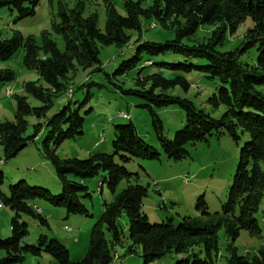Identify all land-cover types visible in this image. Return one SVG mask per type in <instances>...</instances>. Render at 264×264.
<instances>
[{
    "label": "trees",
    "instance_id": "trees-1",
    "mask_svg": "<svg viewBox=\"0 0 264 264\" xmlns=\"http://www.w3.org/2000/svg\"><path fill=\"white\" fill-rule=\"evenodd\" d=\"M84 1L76 0L70 9L58 7L52 29L61 37L64 52L48 37H44L40 46L32 37L23 39L18 33L10 39L0 38V62L7 61L22 48L23 65L33 70L37 81L43 83V86L37 85V81L24 85V92L39 101L40 107H31L26 98H17L13 122L0 124V145L5 159L16 156L42 131V126L37 124L32 135L24 136L26 118H44L54 99L71 91L69 75L76 71V65L102 71L101 49L108 47L121 53L133 51L112 77L130 82L129 88L119 89L142 100L140 108L151 118L158 147L168 160H183L188 155L187 145L207 141L214 135H227L237 144L243 136L247 140L240 148L220 215L209 214L200 197L195 204L200 218L185 217L177 225L171 221L151 223L141 211L147 188L138 183L139 175L127 171L125 166L134 160H158V150L139 137L135 126L129 123L115 128L112 153L97 152L83 160L57 157L54 147L83 135L84 120L79 107L73 108L68 103L44 125L49 133L43 155L55 171L60 194L53 196L47 189L27 187L21 182L13 187L11 195L3 199L13 216L10 237L0 239V264H21L26 256L39 257L42 253L51 256L57 264H113L119 258L115 248L122 247L124 240L130 243L125 256L135 254L139 248L143 264L169 253L181 256L178 264H214L220 229L231 241L237 239L241 230L250 236L260 232L253 215L264 201V173L260 165L264 164V0H124L123 15L117 11L114 0H90L104 6L106 19L102 31L97 25V15L83 16ZM38 5L39 0H0V10L7 8L15 13L16 21L34 17ZM247 20L250 23L245 25ZM153 24L159 34L151 40L144 39V33ZM241 26L243 36L233 49L219 51ZM209 28L208 36L193 39L198 32ZM193 72L216 83L207 103L213 110L223 109L218 119L196 108L189 99L169 93L177 87L187 92L190 84L185 75ZM12 78L10 70H0V85L11 82ZM169 106L179 107L185 117L183 127L172 139L163 135L157 115L158 110ZM49 141L53 143L52 148ZM116 158L120 164L115 162ZM100 172L104 173L103 182L112 192L121 181L127 185L112 202L103 205V212L91 229L86 254L80 261L70 262L68 250L46 236H40L36 245L24 244L28 230L27 224L20 221L23 215L40 225L47 224L32 209L36 199L64 207L67 214L89 217L81 201L91 198L84 182ZM122 214L129 226L126 238L118 224ZM227 264H264V249L251 257L232 253Z\"/></svg>",
    "mask_w": 264,
    "mask_h": 264
},
{
    "label": "rangeland",
    "instance_id": "rangeland-1",
    "mask_svg": "<svg viewBox=\"0 0 264 264\" xmlns=\"http://www.w3.org/2000/svg\"><path fill=\"white\" fill-rule=\"evenodd\" d=\"M76 0H39L35 16L22 21H16V14L4 8L0 10V38L10 39L15 33L23 39L32 37L36 45L40 46L44 37L55 42L58 50L64 52V43L60 36L52 29V23L56 20L59 6L68 9L74 6ZM123 1L114 0V5L123 15ZM83 16L97 15V25L102 31L105 24V10L101 2L92 3L85 0ZM247 20L245 25L249 24ZM200 31L193 38L202 40L208 36V31ZM244 27H240L237 34L228 38V42L219 51H229L243 36ZM159 34V29L153 25L144 33V39L151 40L152 36ZM133 51L121 53L119 50L108 47L101 49L100 59L103 64L102 71L94 70L88 65H76V71L69 75L72 97L63 93L54 99L53 105L48 109L42 119L27 117V128L24 136L34 133V126L40 124L42 131L37 138L29 143L23 150L12 158L5 159L3 147L0 145V239H8L11 235L12 212L4 204L3 199L11 195L14 186L20 182L27 187H40L47 189L53 196L60 194V187L55 171L50 162L44 157L45 140L49 129L44 125L47 120L56 115L65 105L70 103L73 108L79 107V114L83 118V135L73 139L64 140L54 147L55 155L59 158L87 159L91 154L112 153L111 142L114 138L115 128L132 123L141 137L148 145L153 146L159 152V159L153 161L134 160L125 168L131 173L139 175L138 183L147 188V195L142 200L141 211L151 223L171 221L173 225L180 223L181 219L200 218L201 214L195 209L198 198L203 197L208 213L220 215L221 206L227 200L228 189L239 160V151L247 140L243 136L238 144L227 135L212 136L207 141L196 145H187V156L179 161L168 160L160 151L155 135L151 127V118L145 109L140 108L142 100L133 95L121 92L129 88L130 82H124L120 77H112L113 72L123 62L132 56ZM24 51L19 48L7 61L0 62V70L8 69L12 73V80L0 85V124L13 122L17 98H26L31 107H40L41 103L31 98L24 92V85L28 82H36L37 75L33 70L23 65ZM256 63V53L253 61ZM109 75V77L107 76ZM190 84L187 92L179 87L170 90L169 93L189 99L196 108L208 113L212 118L218 119L223 109L213 110L207 103V99L214 93L216 83L207 79L201 73L185 75ZM123 81V82H122ZM42 85V81H37ZM11 89V95H6V89ZM124 114L126 117L120 116ZM163 127V135L172 139L174 133L181 129L185 122L183 111L177 106H169L157 111ZM53 143L49 141V148ZM115 162L120 164L116 158ZM261 170L264 173V164ZM104 173L87 179L84 185L87 187L91 198L82 199V203L89 212V217L67 214L66 209L54 206L48 201L36 199L32 203L38 207L41 216L46 219V225H40L38 221L28 216H22L21 222L27 224L28 234L23 242L27 245H36L40 236L55 239L56 242L69 252V260L72 263L80 261L86 254L91 229L96 224L103 212V205L114 200L117 194L125 189L127 183L121 181L114 191H110L103 182ZM259 233L250 236L247 231L241 230L235 241H231L223 229L217 232L218 256L214 264H227L228 257L235 253L238 256L251 257L258 250L264 249V201L253 215ZM124 237L128 235V221L124 214L118 220ZM102 232L105 238L108 235L104 228ZM130 243L123 241V246L115 248L118 259L113 264H143L140 249L136 248L133 255H126V247ZM201 257L204 253L200 254ZM181 256L169 253L168 255L150 264H178ZM21 264H57L55 260L42 253L39 257L26 256Z\"/></svg>",
    "mask_w": 264,
    "mask_h": 264
},
{
    "label": "bare ground",
    "instance_id": "bare-ground-1",
    "mask_svg": "<svg viewBox=\"0 0 264 264\" xmlns=\"http://www.w3.org/2000/svg\"><path fill=\"white\" fill-rule=\"evenodd\" d=\"M10 88L8 87L7 89H6V95L8 94V96H10L11 95V89L9 90ZM68 97H69V92H68ZM3 207H2V205L0 204V210L2 209ZM32 209L35 211V213H37V214H41V210L38 208V207H32Z\"/></svg>",
    "mask_w": 264,
    "mask_h": 264
},
{
    "label": "built area",
    "instance_id": "built-area-1",
    "mask_svg": "<svg viewBox=\"0 0 264 264\" xmlns=\"http://www.w3.org/2000/svg\"><path fill=\"white\" fill-rule=\"evenodd\" d=\"M9 90H10V89H9ZM7 96H8V94H7ZM71 96H72V93H71V91H69V97H71ZM120 116L125 117V115L122 114V113L120 114ZM34 207H36V206H33V208H34Z\"/></svg>",
    "mask_w": 264,
    "mask_h": 264
},
{
    "label": "crops",
    "instance_id": "crops-1",
    "mask_svg": "<svg viewBox=\"0 0 264 264\" xmlns=\"http://www.w3.org/2000/svg\"><path fill=\"white\" fill-rule=\"evenodd\" d=\"M42 211V210H41ZM42 213V212H41Z\"/></svg>",
    "mask_w": 264,
    "mask_h": 264
}]
</instances>
